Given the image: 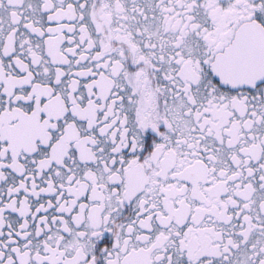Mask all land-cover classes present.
<instances>
[{"label": "snow or ice", "instance_id": "1", "mask_svg": "<svg viewBox=\"0 0 264 264\" xmlns=\"http://www.w3.org/2000/svg\"><path fill=\"white\" fill-rule=\"evenodd\" d=\"M0 264H264V0H0Z\"/></svg>", "mask_w": 264, "mask_h": 264}]
</instances>
